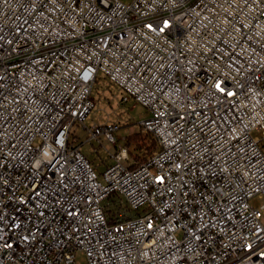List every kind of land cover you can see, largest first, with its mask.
Instances as JSON below:
<instances>
[{"label":"built area","instance_id":"1","mask_svg":"<svg viewBox=\"0 0 264 264\" xmlns=\"http://www.w3.org/2000/svg\"><path fill=\"white\" fill-rule=\"evenodd\" d=\"M100 73L160 146L103 182L70 139ZM254 131L264 0H0V264H264Z\"/></svg>","mask_w":264,"mask_h":264},{"label":"rangeland","instance_id":"2","mask_svg":"<svg viewBox=\"0 0 264 264\" xmlns=\"http://www.w3.org/2000/svg\"><path fill=\"white\" fill-rule=\"evenodd\" d=\"M125 4H130L133 0H121ZM127 96L119 87L109 82V80L99 74L92 89V99L95 102V108L87 117L84 123H74L70 132V139L75 141L81 152L89 159L99 175L100 181H104L103 173L107 166L113 164V154L116 147L107 139L102 137L100 141H89V130L95 125L114 124L119 127L115 133L118 138L117 146H124V138L129 134L139 133L141 123L148 117L149 113L143 105L128 96L124 101L123 97ZM254 139L262 140L264 134L261 131L253 132ZM264 151V139L262 142ZM114 197L105 201V204L112 203ZM254 207L264 206V198L255 197L251 200ZM264 223V217L262 219ZM78 264H85V257L79 255L76 258Z\"/></svg>","mask_w":264,"mask_h":264},{"label":"trees","instance_id":"3","mask_svg":"<svg viewBox=\"0 0 264 264\" xmlns=\"http://www.w3.org/2000/svg\"><path fill=\"white\" fill-rule=\"evenodd\" d=\"M118 142V138H116ZM125 147L131 161V168H136L146 162L147 158L160 150V146L152 133L140 130L139 133L129 134L124 138ZM117 144V143H116ZM116 151L119 147L116 145Z\"/></svg>","mask_w":264,"mask_h":264}]
</instances>
